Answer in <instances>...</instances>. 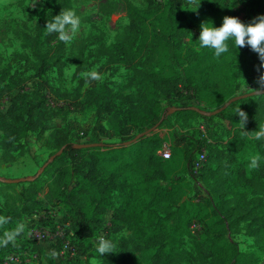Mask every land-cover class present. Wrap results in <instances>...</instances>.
Here are the masks:
<instances>
[{
    "label": "trees",
    "instance_id": "obj_1",
    "mask_svg": "<svg viewBox=\"0 0 264 264\" xmlns=\"http://www.w3.org/2000/svg\"><path fill=\"white\" fill-rule=\"evenodd\" d=\"M147 1L146 7L127 1L128 33L113 43H101L93 53L96 59L105 58L108 67L120 64L133 71L140 83L139 103L133 105L135 99L116 94L107 83L88 90L87 100L96 108L98 123L93 138L84 143L99 144L78 148L80 143L72 138L70 126L61 127L53 141L56 151L44 170L53 172L52 180L45 185L42 176L36 175L21 188L17 184L22 180L3 182L0 264H24V260L11 261V254L39 244L24 237V217H38L53 225L55 232L62 231L56 241L58 249L69 240L79 264H92L93 258L104 264H181L184 237L191 233L203 205L201 195L197 202L191 197L190 180L196 177V170L208 184L213 174L215 192L222 189L233 197L234 214L254 218V251H242L227 237L226 216H212L204 224L201 244L208 251L210 264H261L264 137L256 139V132L264 129V92L242 97L217 114L213 111L238 95L236 62H251L248 76L263 73L264 67L249 46L238 50L229 42V51L217 57L196 39L206 20L220 26L225 15H234L252 22L264 14V0H196L195 6L187 0ZM73 8V0H55L54 10L40 17L31 33L23 34L24 46L35 57L32 68L39 80L47 82L49 70L63 64L59 34L49 32L46 25ZM87 60L83 51L77 73L86 68ZM3 76L0 95L10 97V104L5 111L0 108V162L7 163L24 151L29 133L42 126L35 117L36 109L47 105L45 93L55 94L45 87L38 90L34 102L33 92L23 90L24 83L17 86L9 69ZM177 101L181 104H175ZM239 106L248 114L245 126L235 114ZM182 112L205 120L221 118L225 134L212 138L206 135L208 127L206 132L200 129L197 138L181 132L172 136L174 150L165 158L161 152L170 140L165 128L170 126L171 116ZM129 141L132 143L126 145ZM203 148L207 159L198 166ZM213 159L222 165L220 171L213 167ZM45 189L41 202L36 196ZM56 209L64 213L58 220L53 216ZM108 209L113 212L105 237L112 241L114 251L102 256L93 239L105 227ZM123 230L129 235L117 248L113 235Z\"/></svg>",
    "mask_w": 264,
    "mask_h": 264
},
{
    "label": "rangeland",
    "instance_id": "obj_2",
    "mask_svg": "<svg viewBox=\"0 0 264 264\" xmlns=\"http://www.w3.org/2000/svg\"><path fill=\"white\" fill-rule=\"evenodd\" d=\"M127 1L140 7L148 5L147 0H73L74 8L71 12L79 18V25L75 30H72L70 26L66 28L68 40L58 38V41L62 42L60 60L63 64L54 65L47 73V82H44L34 75L32 64L35 57L31 49L24 46L23 34L31 33L38 19L54 10L55 0H0V86L6 79L3 76L5 70L9 69L17 86L24 83L23 90L33 92L31 98H34V102L38 100V90H44L47 87L52 89L58 99L66 103V107L59 109L47 105L45 109L41 107L36 109L35 119L40 120L42 126L29 133L25 139L26 148L23 152L16 153L15 161L0 162V193L3 182L22 180L17 184V187L21 188L27 186V181L33 180L36 175L42 176V184L45 185L48 180L53 179V172L44 170L48 159H52L51 154L56 151L53 141L59 128L70 126L71 136L78 143H84L93 138L98 117L96 108L88 103V90L107 83L116 94L135 99L132 101L133 105L139 103L140 83L133 71L120 64L108 67L105 58L96 59L93 55L94 50L101 43H113L128 33L130 19L125 7ZM187 3L197 5L196 1H187ZM83 51L88 59L86 68L77 73V68L82 62ZM236 65L240 75V87L237 94L264 90L257 83L262 73H253L250 76L246 74L247 71L252 70L250 61H238ZM93 71L99 74V79L91 78L90 73ZM70 102H74V105H67L71 104ZM9 104L10 97L0 95V108L5 111ZM175 104L181 103L177 101ZM222 122L223 120L219 117L205 120L197 115H188L183 112L178 116H171V124L165 128L170 139L168 144L172 148L174 144L172 136L177 137L181 132L197 138L202 126L208 127L206 135L210 134L212 138L222 137L225 134ZM106 124L109 125V122ZM2 138L3 132L0 130V143ZM1 153L0 145V155ZM212 164L216 171L222 169L218 160L213 159ZM195 172L196 177L190 180L193 187L191 197L197 202L201 195L199 202L203 205L192 224L191 233L184 237L181 264H210L208 251L201 244V235L204 224H207L212 216H226L227 237L237 243L242 251L257 250L256 239L251 233L254 218L246 213L234 214L233 197L222 189L215 192L216 185L211 180L213 174H210V184H208L203 178L200 179L198 170ZM46 190L36 196L39 201L44 202ZM112 212V209L107 210L106 221L111 218ZM63 215L64 213L57 209L53 214L55 220ZM2 219L3 216L0 213V221ZM22 224L27 229L25 238L39 237L44 229L43 226L46 225L40 222L38 217H24ZM50 227L53 230V225ZM53 232L56 233L54 230ZM128 235L129 232L126 230L113 235L117 248ZM75 256V251L72 252L71 248L62 253V249H58L56 242L47 236L42 237L38 245L19 254H11L10 258L14 262L24 260V264H79ZM91 261L92 264H104L99 258H93ZM261 264H264V256Z\"/></svg>",
    "mask_w": 264,
    "mask_h": 264
},
{
    "label": "clouds",
    "instance_id": "obj_3",
    "mask_svg": "<svg viewBox=\"0 0 264 264\" xmlns=\"http://www.w3.org/2000/svg\"><path fill=\"white\" fill-rule=\"evenodd\" d=\"M79 25V18L74 12L67 11L55 16L54 20L46 25L49 32L59 34L61 40H68L66 26L75 30ZM201 31L196 39L200 47L214 50V55L219 57L229 51V42L240 50L244 46H249L260 57L262 67H264V14L254 18L252 22H244L238 16L225 15L223 22L217 26L213 20H206L201 23ZM92 79H99V74L95 71L90 73ZM258 85L264 88V73L258 79ZM235 114L240 117L242 125L245 126L248 114L240 108L235 110ZM264 137V129L256 132V139ZM253 164L256 160L253 159ZM114 246L111 240L100 236L97 240V251L103 256L105 253L113 252Z\"/></svg>",
    "mask_w": 264,
    "mask_h": 264
},
{
    "label": "built area",
    "instance_id": "obj_4",
    "mask_svg": "<svg viewBox=\"0 0 264 264\" xmlns=\"http://www.w3.org/2000/svg\"><path fill=\"white\" fill-rule=\"evenodd\" d=\"M188 2H193V1H196V0H187ZM46 95V101H47V106L48 107H51V108H54V109H59V108H62V107H66V103L60 99H57L51 92L47 91L45 93ZM69 105V104H67ZM206 126H202V130L204 132H206ZM171 153H172V150H171V146L169 144H166L164 149L162 150L161 154L163 157L165 158H170L171 157ZM207 159V150L206 148H203L200 155H199V158H198V161H197V164L198 166L202 165ZM110 223V219L107 220L105 222V227L102 229V231L100 232L99 236H97L96 238L93 239V241L95 242V244H97V240L100 236H106V226H108ZM43 230L40 232V236L39 237H36V238H31L30 236H28L27 239H33V240H36L38 242H40V239L42 237H51L55 242L59 239V237H62L63 236V232L58 230L56 231V233L53 232V230L51 229V227L49 225H45L43 226ZM60 228V226L58 225V229ZM26 234V233H25ZM24 234V235H25ZM64 245L62 247V253H65L66 250L69 248H71L72 250V246H71V243L69 240H64Z\"/></svg>",
    "mask_w": 264,
    "mask_h": 264
},
{
    "label": "water",
    "instance_id": "obj_5",
    "mask_svg": "<svg viewBox=\"0 0 264 264\" xmlns=\"http://www.w3.org/2000/svg\"><path fill=\"white\" fill-rule=\"evenodd\" d=\"M264 92V90H260V91H251V92H248V93H244V94H238L236 96H234L233 98H231L228 102H226L223 106H221L220 108H218L217 110L213 111V114H217L223 110H225L229 105L230 103L234 102V101H237L239 99H241L242 97H248L250 95H255V94H259V93H262ZM175 108L172 109V111H174ZM154 128H151L150 130L146 131L145 133H149L150 131H152ZM139 138V136L137 137ZM132 141H129L126 143V145L128 144H131ZM99 143H80V144H77V147L80 148V147H90V146H96L98 145ZM63 151V149H61L58 153H61ZM55 156H53L54 158Z\"/></svg>",
    "mask_w": 264,
    "mask_h": 264
}]
</instances>
